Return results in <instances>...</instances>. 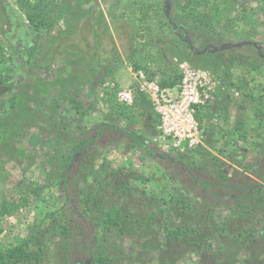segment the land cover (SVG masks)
Here are the masks:
<instances>
[{"label":"rangeland","instance_id":"rangeland-1","mask_svg":"<svg viewBox=\"0 0 264 264\" xmlns=\"http://www.w3.org/2000/svg\"><path fill=\"white\" fill-rule=\"evenodd\" d=\"M26 1L0 0V253L35 236L38 264H264V0H31L32 20ZM184 63L221 86L199 147L167 151L119 93Z\"/></svg>","mask_w":264,"mask_h":264},{"label":"built area","instance_id":"built-area-1","mask_svg":"<svg viewBox=\"0 0 264 264\" xmlns=\"http://www.w3.org/2000/svg\"><path fill=\"white\" fill-rule=\"evenodd\" d=\"M180 69L182 80L173 88H163L159 80L148 79L139 71L134 87L119 93V101L130 106L136 93L144 94L158 119L154 141H159L164 150L185 152L196 150L202 143L198 115L216 99L221 81L210 71L188 63L180 65Z\"/></svg>","mask_w":264,"mask_h":264},{"label":"trees","instance_id":"trees-1","mask_svg":"<svg viewBox=\"0 0 264 264\" xmlns=\"http://www.w3.org/2000/svg\"><path fill=\"white\" fill-rule=\"evenodd\" d=\"M20 1H25V0H20ZM192 1H195V0H190L186 5H189V4L192 5L193 3ZM30 2L31 0H27L26 2H23V4H25V6L27 7V10L29 13L28 16L32 20L33 18L32 15H35L36 12H39L37 11L39 6L38 4L36 5L30 4ZM45 27H48V28L52 27V23L51 24L49 22L46 23ZM145 71L147 72V74L150 73L149 70H145ZM172 71L174 72L169 71V72L163 73V77L160 80V84L163 88H173V87H176L181 82L182 75L180 74L178 68ZM152 75H150L151 76L150 78H153ZM215 77L222 79L221 77L217 75ZM4 83H5L4 81H0V87L1 85H4ZM248 97L251 100V104L254 105L253 108L257 110L258 113L260 112L262 113V110H260L261 109L260 107L264 104V96L254 98L253 96L249 95ZM9 101L12 105H14L15 98L10 99ZM123 105L124 104L122 105L120 104L119 106H117L118 109L120 110L122 108L123 111L127 110L129 112L132 111V109L138 110L139 115L150 118L154 126V129H155L158 123V119L152 109V105L150 101L145 97L144 94L136 93L135 98H134V103L132 105L130 106L126 104L124 106ZM238 107L240 109H244L243 106L238 105ZM237 129H240V124L237 126ZM128 137L131 140H133L139 147L144 148L149 153H153L150 147H148V145L143 141L142 137L134 133L128 134ZM94 141H95L94 139H90V140L79 142L76 153L85 151L87 147L90 146ZM72 161H73L72 157H69L64 167L65 168L64 173L66 169L70 168ZM62 179L64 178L62 177ZM84 203L86 205V210H85L86 213L91 211L90 209L92 208L100 211L102 215L101 220L106 225L107 229L108 228L119 229L120 215L117 213L116 210H113V209L109 211L105 210V203L101 201V199H96L92 196H88L87 199L84 201ZM181 203L183 204V202ZM52 216L53 215L51 214V216H48V217L51 218ZM56 221L57 220H55V222ZM62 230L65 232L66 228H62ZM194 233H196V231L191 228L173 227L171 228V230L170 228L169 229L167 228V237H171L174 239H181L183 237H189L190 235ZM252 234L253 232L252 230H250L249 235H252ZM240 237L245 239V237L242 234H240ZM246 237H248V235ZM34 238L36 237L32 236V238H29L27 240H22L16 246L7 249L5 252H1L0 253V264H20V263L21 264H38L40 263L43 258L45 246L42 242L43 240H41L40 238H36L37 239L36 247L38 248V250L35 251L33 248V244H32V240ZM106 263H108V261L103 255H100V254H96L94 259H92V261L90 262V264H106Z\"/></svg>","mask_w":264,"mask_h":264}]
</instances>
